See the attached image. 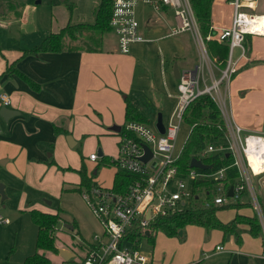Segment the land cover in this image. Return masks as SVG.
<instances>
[{"label": "crops", "instance_id": "crops-1", "mask_svg": "<svg viewBox=\"0 0 264 264\" xmlns=\"http://www.w3.org/2000/svg\"><path fill=\"white\" fill-rule=\"evenodd\" d=\"M1 1L0 15L6 20H0V27L6 30L8 37L5 42H0L3 44H0V90L10 97L8 107L18 112L7 119L0 115V166L6 167L14 177L12 182L23 188L19 199L20 211L22 220L29 224L28 234L34 228L37 239L38 227L31 218L32 210L57 215L58 222L64 226L63 234L54 236L55 250L39 252L51 264L64 261L60 250L71 254L68 261H81L86 256L91 234L103 232L99 220L85 201L79 200L80 212L77 217L71 218L38 202L32 204L27 197H31V194L26 189L35 186L43 195L58 196L60 199L78 193L76 190L80 176L77 171L81 165L86 166L88 175H96V170L88 172V166L97 165L99 159L90 160V154L97 153L100 148L102 155L99 157L104 163L117 155L119 131L111 129V126L125 122V98L147 118L148 113H153L157 114L155 120L158 114L161 119L164 114L168 119L176 102L179 71L194 67L199 62L198 39L191 31L167 35L175 24L173 11L170 8L154 10L146 4H140L137 8L140 31L148 40L132 43L128 52L118 49L116 39L105 37V33H113L111 29L95 38L100 42L95 48L76 46L61 51L26 52L47 34L58 32L69 22H93L95 8L101 0H52L49 15L38 8L36 4L39 1H11L6 4ZM229 1L212 2L215 37L217 32L231 24L233 8ZM259 6L260 0L257 8ZM251 36L257 35L246 36V57L240 63L249 61L247 52H250ZM211 60L215 66L211 70L207 67L209 79L219 75V65L212 57ZM260 60L264 63V59ZM175 65L178 76H175ZM259 65L264 67V64ZM203 78L206 81L204 72ZM228 91V105L234 121L245 132L247 129L254 130L247 132H261L264 127V77L248 89L239 88L234 97L229 87ZM231 105L240 115L233 114ZM248 110L251 115L246 112ZM68 135L73 144L68 143ZM106 165L114 169L112 181L99 184L113 187L118 170L111 163ZM258 185V189L263 190L262 183ZM213 187L203 189L210 191L211 198ZM244 196L246 199L243 200ZM228 202L244 203L245 206L233 208L227 220L221 221L218 216L219 220L228 223L236 215L256 216L258 233L253 235L246 222H238L236 231L228 233L234 236L233 233L236 234L238 230L242 231V236L236 234V241L229 238L228 243L224 242L225 237L222 236L221 242L219 240L214 245V252L236 254L243 260L264 262L261 254L264 247V207L260 208V213L253 208L250 189L238 200ZM184 233L182 229L178 235L183 239ZM57 240H61L64 247L60 249ZM216 246H222L223 249L217 251ZM26 250H30L29 244ZM36 251L35 245L30 253ZM46 251L49 254L45 255ZM249 251L253 253V259L248 256ZM31 254H24L23 260L12 261L10 258L8 264H24L25 258ZM148 259L152 264L150 257ZM187 264H193L192 260Z\"/></svg>", "mask_w": 264, "mask_h": 264}, {"label": "built area", "instance_id": "built-area-1", "mask_svg": "<svg viewBox=\"0 0 264 264\" xmlns=\"http://www.w3.org/2000/svg\"><path fill=\"white\" fill-rule=\"evenodd\" d=\"M233 8L231 24L217 32L216 37L228 46L226 61L217 67L218 76H212L207 83L203 78L204 69L211 70L215 65L208 53L205 40L200 34L190 0H112L109 26L116 36L118 49L128 52L131 44L148 40L140 31L137 8L146 4L154 10L170 8L175 24L167 35H176L191 31L198 39L199 62L190 68L179 71L176 102L160 132L149 122L128 120L121 124L118 132L117 155L110 158L119 172L132 176V181L123 185L122 191L99 184L80 191L82 199L93 215L99 220L103 232L94 235L88 244L86 256L81 261H63L61 264H150L139 248L141 235L154 232L151 222L159 216L173 215L189 208L193 183L196 180L222 181L228 167L207 173L198 168L189 167L185 175L178 174L176 161L180 151L175 150L176 139L183 122V114L188 104L198 95L207 93L215 101L226 128V143L219 147L208 144L200 150L195 158L213 153H227L232 158L231 166L238 172V179L232 186L231 196L222 184H216L212 190V201L221 205L230 200H238L250 189L255 210L257 197L253 192L252 179L264 174H256L249 160L251 154H257L264 165V152L260 150L259 141L264 139V127L259 133L245 132L234 121L228 106V87L233 75L238 71L240 61L246 57L245 38L247 35L264 36V30H257V16L264 12L257 9L258 0H230ZM207 36V38H209ZM9 95L0 90V104L9 106ZM143 144L151 150V157L143 161L145 154ZM95 153L89 159L95 161ZM203 162V161H202ZM190 166V165H189ZM122 186V187H123ZM264 190V180L262 181ZM260 213V209L257 210ZM1 223H8V218L0 215ZM134 234V238L130 235ZM216 246V250H222ZM264 256V247L261 251Z\"/></svg>", "mask_w": 264, "mask_h": 264}, {"label": "trees", "instance_id": "trees-1", "mask_svg": "<svg viewBox=\"0 0 264 264\" xmlns=\"http://www.w3.org/2000/svg\"><path fill=\"white\" fill-rule=\"evenodd\" d=\"M196 20L200 27L201 33L206 38L205 44L208 53L219 66H223L228 52V46L225 42L220 41L214 36V29L212 28V13L211 7L213 0H190ZM71 8V6H70ZM69 8V9H70ZM112 8V0H101L99 5L95 8V18L93 22H69L62 27L58 32H50L38 44L26 50V52L36 53L39 51H61L69 47H82V45L75 44L78 38L77 31L83 30L86 32L88 40H95L96 37L103 34L110 29L109 16ZM78 27H84L79 30ZM207 38V36H209ZM87 47V48H95ZM125 104V121L138 120L148 122L149 119L144 116L127 98ZM183 121L190 126L188 135L183 143L179 157L176 161L178 167V174L183 176L189 169L191 158L195 157L197 153L212 144L214 147H219L226 143V128L224 126L223 118L220 114L219 108L215 101L207 93L196 96L186 107L183 114ZM202 161L211 165V169L203 170L197 169L200 172L207 173L218 170L221 167H228L226 170L225 179L222 181H208L206 179L196 180L193 183L192 197L189 208L182 212L173 215L159 216L151 222V228L154 231L148 234L141 235L153 244L155 232L161 231L169 236L178 235L186 225H197L205 229L216 228L224 233L235 232L238 222L244 220L251 230L253 235L258 233V220L255 216L251 218H243L239 215L228 222H221L216 213L223 208H238L244 206L239 202H226L221 205L213 203L210 191L208 189L216 184H222L227 189L234 185L238 179V172L235 167L231 166L232 158L227 153L213 152ZM108 161L105 164H110ZM80 176V184L77 190L80 192L83 188H89L94 185L92 180L93 175H88L86 166L81 165L77 171ZM132 181V176L123 172H118L115 175L113 182V189L122 191L125 184ZM123 186V187H122ZM31 218L38 227V234L36 239L37 251L26 257L24 264H51L50 260L46 258L39 251L41 250H55L54 239L52 232L55 230L59 221L57 215L42 213L37 210L30 212ZM135 235L131 234L130 238Z\"/></svg>", "mask_w": 264, "mask_h": 264}, {"label": "rangeland", "instance_id": "rangeland-1", "mask_svg": "<svg viewBox=\"0 0 264 264\" xmlns=\"http://www.w3.org/2000/svg\"><path fill=\"white\" fill-rule=\"evenodd\" d=\"M11 1L20 3L24 0H2L1 3L3 2L4 4H6L7 2ZM29 1L31 3L39 1L38 4H36L38 8L42 12H46L48 15L50 14L49 12L52 0ZM260 3L261 6H259L254 11L264 12V0H260ZM0 20L5 22L6 17H1L0 15ZM78 28L79 30H81L84 27ZM76 34H78V38L75 41V44L77 45H82L83 47H93L98 46L100 43L97 42V40H88L83 30L77 31ZM200 34L202 35L203 39L206 40L204 35L201 33V30ZM106 36L112 38V40L116 39V36L111 32L105 33V37ZM7 37L8 35L6 30L3 27H0V42H5L7 40ZM247 57H249V61H247L246 64L243 62L239 64L238 71L233 75L229 83V89L233 94V97L239 88L248 89L263 79L264 69L262 68L264 67H259V64H264L261 62L262 60H260L264 59V36H251L250 52H247ZM213 71L215 74L218 73L215 68L213 69ZM204 76L206 81L209 82L207 68L204 69ZM236 77L237 79L235 80ZM231 109L233 110V114L240 115V113L235 112V108L233 105H231ZM246 112L251 115V112H249V110ZM156 115L157 114L154 115L153 113H148V122L151 126H154ZM162 117V120L167 121V115L164 114ZM247 131L254 130L247 129ZM188 132V123L183 121L175 144V150L177 153L181 151L183 143L188 135ZM78 146H80V144H78ZM95 154L97 153L95 152ZM98 159L99 161L97 165L95 163L89 164L88 166V172L92 173L94 170H96V175H93V181H96H94V183L104 184L111 182L114 169L102 162V159L100 157ZM263 180L264 174L256 177L255 181L254 178L252 179L254 186L253 192L256 195L258 202V204H256L257 210L264 207V192L261 188L258 189V183H262ZM12 181H14L13 175L7 170L6 167L0 166V184H2L3 187L6 186V188H4L5 199L2 200V196L0 195V215L4 218H8L9 220V223L7 224L0 222V260L2 261V264H8L10 258L12 259V261H17L18 259L23 260L24 254H31V248L34 250V247L36 245L34 228L32 230V233L28 234L27 230L29 224L28 222H24V220H22L21 218L22 212L20 211L19 199L21 197V191L23 188H21L22 186H20V184L13 183ZM37 189L38 188H36L35 186L28 187L26 189V191L30 192L31 194V197H29L28 195L27 197L29 198L32 204L38 202L44 207L52 209L55 212H63L71 218H73L74 216H78L80 212L79 204L81 203L79 200L81 199V201H83L79 191L76 190V192L78 193L70 194L67 199H60L58 196L49 197L47 195H43L44 193H40L39 191H37ZM244 199H246V196H244L243 200ZM232 212L233 208H223L218 210L217 217L219 216L221 221L227 220V218L231 216ZM65 217L67 218V216ZM240 217L241 219L251 218L241 215ZM87 220L90 219L87 218ZM241 222H244V220ZM63 227L64 226H62L59 222L57 223L55 230L52 232L53 239L55 237H58V233H61V235L63 234ZM183 232H185L183 239L179 235L169 236L161 231L155 232L153 244L150 243L147 238H143L140 241L139 248L145 255L150 257L152 264H187L188 262H190V260H192L193 264H264V262L260 261L243 260L244 258H239L236 254H218L214 252V245L219 240L221 242L222 236L225 237L224 242L226 241V243H228L229 238H231L233 241H236V234L242 236V231L239 232L237 230L236 234L233 233L234 236H232V233L222 234L221 230L216 228L205 229L201 226L190 225L188 226V228L184 227ZM99 233H101V231ZM93 235L94 234H91V240L93 238ZM53 241L55 243V239ZM57 243H59L60 249L65 245L61 243V240H57ZM226 243L225 245L227 246ZM28 244L30 245V250L27 251L26 246ZM47 253L49 254V252L46 251L45 255ZM251 254L253 253H250L249 251L248 256H250V259H253ZM51 255H53L52 252Z\"/></svg>", "mask_w": 264, "mask_h": 264}, {"label": "water", "instance_id": "water-1", "mask_svg": "<svg viewBox=\"0 0 264 264\" xmlns=\"http://www.w3.org/2000/svg\"><path fill=\"white\" fill-rule=\"evenodd\" d=\"M177 66H174V72H175V76H178V72H177ZM18 111L6 106V105H1L0 106V115L3 116L5 119H7L8 117H10L11 115L17 113ZM156 127L158 128V130L160 132L164 131V123L161 119V115L158 114L157 117V121H156ZM121 128L120 124H113L111 126V129L115 130V131H119ZM67 140L69 144H73V140L71 139V136L68 135L67 136ZM143 148L145 150V154L142 157L143 161H147L150 157H151V150L149 149V147L147 146V144H143ZM97 155L101 156L102 152L101 149L99 148L97 151ZM190 167H195V168H199V169H203V170H208L211 169V165H207L204 162H202L200 159H197L195 157L191 158L190 160ZM231 191H232V186H230L229 191H228V195L231 196ZM0 195L2 196V200L5 199L4 196V190H3V185L0 184ZM148 234V232L146 233ZM60 256L63 258L64 261H67L70 259L71 254L68 253L66 250H60L59 251Z\"/></svg>", "mask_w": 264, "mask_h": 264}, {"label": "bare ground", "instance_id": "bare-ground-1", "mask_svg": "<svg viewBox=\"0 0 264 264\" xmlns=\"http://www.w3.org/2000/svg\"><path fill=\"white\" fill-rule=\"evenodd\" d=\"M257 22L255 23V28L257 30H264V14L257 16ZM260 150L264 152V139H260L259 141ZM250 163L252 168L256 174L260 173L264 165L261 163V159L257 156V154H251L249 156Z\"/></svg>", "mask_w": 264, "mask_h": 264}]
</instances>
